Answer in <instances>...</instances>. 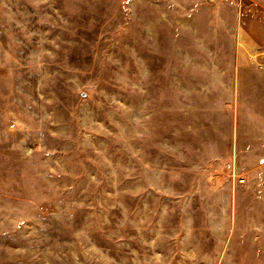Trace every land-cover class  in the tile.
<instances>
[{"label":"rangeland","instance_id":"374dc122","mask_svg":"<svg viewBox=\"0 0 264 264\" xmlns=\"http://www.w3.org/2000/svg\"><path fill=\"white\" fill-rule=\"evenodd\" d=\"M261 49L251 0H0V264H264L229 146Z\"/></svg>","mask_w":264,"mask_h":264},{"label":"crops","instance_id":"0c3cea01","mask_svg":"<svg viewBox=\"0 0 264 264\" xmlns=\"http://www.w3.org/2000/svg\"><path fill=\"white\" fill-rule=\"evenodd\" d=\"M264 6V0H251ZM233 41L236 42L232 31ZM232 49L238 53L236 43ZM264 55V50L254 55ZM264 57V56H263ZM232 161L264 163V58L232 59Z\"/></svg>","mask_w":264,"mask_h":264}]
</instances>
